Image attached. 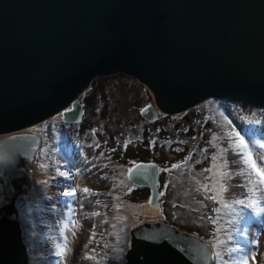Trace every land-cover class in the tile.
<instances>
[{"label":"water","instance_id":"obj_1","mask_svg":"<svg viewBox=\"0 0 264 264\" xmlns=\"http://www.w3.org/2000/svg\"><path fill=\"white\" fill-rule=\"evenodd\" d=\"M116 73L153 91L156 105L141 110L150 121L209 97L264 105V0H0V133L61 111L79 122L84 91ZM39 148L34 133L0 139V179L17 193L27 187L25 161ZM127 175L150 188L157 207L159 164L139 161ZM3 209L0 264H29L20 222L10 216L16 209ZM131 236L123 264L214 261L202 237L165 219L138 225Z\"/></svg>","mask_w":264,"mask_h":264},{"label":"rangeland","instance_id":"obj_2","mask_svg":"<svg viewBox=\"0 0 264 264\" xmlns=\"http://www.w3.org/2000/svg\"><path fill=\"white\" fill-rule=\"evenodd\" d=\"M121 74L109 75L107 81L123 80L129 89H135V97L130 95L126 107L123 105L124 111L137 106L140 115L130 127L124 114L116 119L118 131L108 132L106 124L100 128V121H88V127H80L65 122L61 113L23 129L0 133V138L20 130L41 136L35 159L26 162L28 189L17 193L15 187L0 180V217L5 206L13 204L17 208L29 264H122L132 229L162 219L205 239L212 248L213 264H221L214 256L216 251L227 264L248 253L255 256L249 264H264V214L257 215L255 208L234 203L237 199L247 202L258 198L257 208L264 207V193L257 191L253 196L248 192L246 177L234 175L223 181L228 192L215 200L210 198L218 187L220 171L236 172L244 167L232 163L241 160L236 148L238 138H243L253 159L264 157V106L221 98L214 101L210 97L173 114L172 119L160 113V121H148L140 110L155 104L153 91L133 76ZM88 98L89 90L82 102ZM101 100L98 113L104 121L108 120L115 94H106ZM87 117L88 113L84 121ZM185 118L190 120L187 129L176 125ZM177 132L198 135L196 145L192 143L195 147L190 149L181 139L170 143ZM168 133L170 137H163ZM230 134H238V138ZM127 138L130 140L126 144L121 142ZM141 159L161 165L160 208L150 205L148 188H137L128 178V170ZM176 163L178 167H174ZM225 163L227 167H222ZM70 188H75L77 195L64 197L62 193ZM85 188L88 193H84ZM101 188L105 196L100 199L97 193ZM225 203L229 207H224ZM57 244L66 248L65 255H55ZM232 248L244 251L230 252Z\"/></svg>","mask_w":264,"mask_h":264},{"label":"trees","instance_id":"obj_3","mask_svg":"<svg viewBox=\"0 0 264 264\" xmlns=\"http://www.w3.org/2000/svg\"><path fill=\"white\" fill-rule=\"evenodd\" d=\"M120 75H122V74H120ZM107 79H109V77L108 76H104V77L101 78V80H98V81L94 80L92 82V86L89 89V98L85 101L86 102L85 103L86 112H85V115H84L83 119L81 120V126L82 125L83 126L90 125L88 123V121H92V124L97 122V121H100L101 122L100 128L102 126H104V124H106L108 126L107 127L108 132L112 131L113 129H116L118 131V128H117L118 127L117 126L118 121L116 119H118L120 114H124L127 117V119H128L127 126H129V125L131 126L133 124H136V122H138L137 120H139L138 118L140 117V115L137 114L138 113L137 106H136V108H132V109H130L128 111H124V108H123V105L126 107V100H127V98L130 95L135 97L134 96L135 95V93H134L135 89H133V90L129 89L128 86L126 85V82L123 81V80H119V81H115L114 80V81H111L112 83H109L110 81L109 80L107 81ZM109 93L115 94V101L108 108V120L105 119L104 121H101L100 120V115L98 113L99 105L102 102L101 99L106 94H109ZM215 99H217V98H213L214 101H215ZM136 100H138V99L136 98ZM218 102H221V101L218 100ZM87 113L89 114V118L87 117L86 120L84 121L85 116L87 115ZM185 115H188V114H185ZM121 117H123V115ZM162 117L163 116H160L158 118V120L160 121L162 119ZM166 119H172V114H169V116H167ZM154 121H156V120H154ZM188 121L190 123V120H187L185 118L182 122L176 121L177 122L176 125L178 124V125L182 126L184 129H187ZM170 123L173 124L174 122L173 121L172 122H165L164 124H162L161 128L165 129L166 126L170 125ZM197 123L200 124V122H197ZM134 127H136V125H134ZM188 133L189 132H177L174 135V138L172 140H170V138H169L170 143H172L171 141H174V140L175 141H179L181 139L182 142L183 141H187V144H188L187 146L190 149H192L193 147H195L194 145H196L197 141L195 139L197 138L198 135L195 134V135L191 136ZM125 134L127 135V132ZM163 137H170V134L168 133L167 135H164ZM129 140H130V138H127L126 140L122 139L121 142L126 144ZM192 143L194 145H192ZM110 144H112V143H110ZM138 144H139V141H138ZM99 147H100V144H99ZM139 161H143V159H141ZM175 165H179V164L176 163ZM202 200L205 201L204 199H202ZM159 203H160L159 204V208H160L161 205H162V201L160 200ZM204 203L206 204L207 202H204Z\"/></svg>","mask_w":264,"mask_h":264},{"label":"snow or ice","instance_id":"obj_4","mask_svg":"<svg viewBox=\"0 0 264 264\" xmlns=\"http://www.w3.org/2000/svg\"><path fill=\"white\" fill-rule=\"evenodd\" d=\"M230 135H235L238 138V134H230ZM239 142L236 144V148L239 150L237 152V155L241 157V160H233V164L237 163H242L244 167L240 169L239 171L233 172L231 170L229 171H220L218 173L219 179L217 180L218 187H215V195L210 197L211 199L215 200L218 197H221L222 193L228 192V187L225 186L223 183L224 180L231 178L232 176H241V177H246V183L248 185V192L252 193L253 196H255V193L257 191H260L261 193H264V157H259L257 159H253L252 154L247 150V145L244 143L243 138H238ZM174 167H178L177 165H174ZM222 167H227V163L223 165ZM206 171H211V169H206ZM62 176H64V173H61ZM68 177L65 176V179ZM208 191H211V189H206ZM89 189L85 188L84 193H88ZM162 194V193H161ZM64 197H75L77 195L76 189L75 188H70L67 191H64L62 193ZM258 198H254L249 201L237 199L234 201L235 204L241 205L246 208H255L257 211V215L264 214V207H259L257 208L258 204ZM224 207H229L227 203L224 204ZM216 211H219V209H216ZM93 215H96L93 213ZM65 228L68 227V225H64ZM95 233L93 232L92 235L90 236V240L94 238ZM213 247L215 248L216 245L213 244ZM56 253L55 255L57 257H61L65 255L66 253V248L61 247L60 244L56 245ZM230 252H237L241 251L243 252V249H238V248H232L229 250ZM211 256V254H209ZM214 256L217 260L221 261V264H227L223 260V256L220 251H216L214 253ZM91 257H89L90 259ZM251 260H255V256L252 253H248L247 255H241L238 259L234 260L231 262V264H249Z\"/></svg>","mask_w":264,"mask_h":264},{"label":"clouds","instance_id":"obj_5","mask_svg":"<svg viewBox=\"0 0 264 264\" xmlns=\"http://www.w3.org/2000/svg\"><path fill=\"white\" fill-rule=\"evenodd\" d=\"M116 74H121V73H116ZM113 75H115V74H113ZM126 75V74H125ZM109 76V75H108ZM129 76V75H128ZM101 77H104V76H101ZM96 78H98V77H96ZM95 78V79H96ZM135 78V77H134ZM94 79V80H95ZM137 79V78H136ZM93 80V81H94ZM138 80V79H137ZM139 81V80H138ZM144 84V83H143ZM91 86H92V83L90 84V86L84 91V94H86V91H88L90 88H91ZM84 94H83V97H84ZM83 97L80 99L81 100V102H82V99H83ZM210 98V97H209ZM212 98H221V99H230V100H233L232 98H223V97H212ZM221 101V100H220ZM233 101H243V100H233ZM203 102V101H202ZM243 102H247V101H243ZM247 103H249V104H253V105H261V106H264L263 104H254V103H250V102H247ZM82 104H83V107H84V112H83V115H82V118L80 119V121L79 122H75V123H73V122H68V121H65L64 120V118H63V120L65 121V122H67V123H69V124H79L80 125V127H81V120L83 119V117H84V115H85V112H86V107H85V103H83L82 102ZM197 105H199V104H197ZM197 105H195V106H197ZM194 106V107H195ZM68 108H70V107H68ZM144 108V107H143ZM193 108V107H192ZM191 109V108H190ZM142 110V109H141ZM141 110H140V113H141ZM189 110V109H188ZM187 111V110H186ZM182 112H184V111H182ZM62 113V116H63V112L61 111V112H59L58 114H61ZM160 113H163V114H166V113H164V112H160L159 111V116H160ZM181 113V112H180ZM58 114H56V115H58ZM177 114V113H176ZM142 115V114H141ZM173 115V114H172ZM55 116V115H54ZM143 116V115H142ZM159 116H158V118H159ZM53 117V116H52ZM52 117H50V118H52ZM144 117V116H143ZM145 118V117H144ZM157 118V119H158ZM49 119V118H48ZM157 119H155V120H157ZM47 120V119H46ZM46 120H44V121H46ZM148 121H150V120H148ZM154 121V120H153ZM41 122H43V121H41ZM40 123V122H39ZM92 124V123H91ZM89 126V125H88ZM88 126H86V127H88ZM19 132H23V131H19ZM10 134H12V133H10ZM9 134V135H10ZM34 134H38V133H34ZM39 135V137H40V143H41V136H40V134H38ZM6 136H8V134L6 135ZM6 136H4V137H6ZM4 137H2V138H4ZM1 139V138H0ZM40 146H41V144H40ZM40 149V148H39ZM38 149V150H39ZM36 156V155H35ZM34 159H35V157H34ZM33 159V160H34ZM33 160H26L25 161V167H26V162L27 161H33ZM143 161H146V160H143ZM148 161H153V160H148ZM154 162H156V161H154ZM158 163V162H157ZM159 164V163H158ZM159 167H160V176H159V184H158V187H160V181H161V174H162V168H161V165L159 164ZM26 170H27V168H26ZM129 171V170H128ZM128 174V173H127ZM26 176H27V173L25 174V184H26ZM1 180V179H0ZM2 181V180H1ZM3 182V181H2ZM4 183V182H3ZM5 184V183H4ZM5 185H10V186H13V187H15V191H16V185L14 184V183H7V184H5ZM26 186H27V184H26ZM137 187V186H136ZM103 188V187H102ZM101 188V189H102ZM138 188H148V187H138ZM28 189V187H25V188H23L22 190H20V192L21 191H25V190H27ZM149 189V191H150V188H148ZM100 190V189H99ZM99 190H98V193H97V196H99L100 197V199H101V197H104L105 196V194H104V192L103 193H99ZM160 190V189H159ZM101 191H104L103 189L101 190ZM161 191V190H160ZM17 192V191H16ZM162 192H160V194H161ZM161 196H162V194L160 195V198L158 199V206L157 207H159V202H160V200H161ZM204 200L206 199V197L207 196H205L204 195ZM149 202H150V196H149ZM151 205V204H150ZM8 207V209H16V211H13L11 214H10V216L11 217H13L12 216V214L13 213H15L16 214V216L15 217H13V218H17V208L15 207V206H7ZM100 208H102V207H100ZM2 211V210H1ZM3 211H4V213H5V210L3 209ZM4 213H3V215H4ZM2 215V214H1ZM101 215V214H100ZM0 218H2V217H0ZM18 219V218H17ZM19 220V219H18ZM19 222H20V220H19ZM99 223L98 224H101V222H100V220L98 221ZM148 222V221H147ZM143 224V223H142ZM172 224V223H171ZM141 225V224H140ZM172 225H174V224H172ZM138 226V225H137ZM175 226V225H174ZM136 227V226H135ZM134 227V228H135ZM133 228V229H134ZM22 229V228H21ZM132 229V230H133ZM191 234V233H190ZM22 237H23V233H22ZM132 237V236H131ZM132 239V238H131ZM205 240V239H204ZM23 241H24V239H23ZM80 241V239H78L77 240V243ZM72 242H75V241H72ZM207 242V241H206ZM208 243V242H207ZM26 244V243H25ZM131 248V243H130V246H129V249ZM128 249V250H129ZM27 250H28V248H27ZM128 252V251H127ZM127 254V253H126ZM28 256H29V253H28ZM214 259V258H213ZM73 260L74 261H76L77 259H75V258H73ZM126 261V260H125ZM124 263V262H123ZM122 263V264H123Z\"/></svg>","mask_w":264,"mask_h":264},{"label":"flooded vegetation","instance_id":"obj_6","mask_svg":"<svg viewBox=\"0 0 264 264\" xmlns=\"http://www.w3.org/2000/svg\"><path fill=\"white\" fill-rule=\"evenodd\" d=\"M104 191H100L99 193H103Z\"/></svg>","mask_w":264,"mask_h":264},{"label":"bare ground","instance_id":"obj_7","mask_svg":"<svg viewBox=\"0 0 264 264\" xmlns=\"http://www.w3.org/2000/svg\"><path fill=\"white\" fill-rule=\"evenodd\" d=\"M27 149V148H26Z\"/></svg>","mask_w":264,"mask_h":264}]
</instances>
